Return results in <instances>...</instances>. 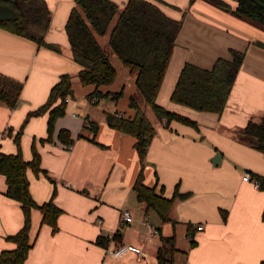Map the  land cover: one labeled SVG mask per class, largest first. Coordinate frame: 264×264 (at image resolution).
I'll use <instances>...</instances> for the list:
<instances>
[{
  "label": "crops",
  "instance_id": "1",
  "mask_svg": "<svg viewBox=\"0 0 264 264\" xmlns=\"http://www.w3.org/2000/svg\"><path fill=\"white\" fill-rule=\"evenodd\" d=\"M45 1L50 25L44 38L60 51L0 26V72L23 85L14 107L0 103V151L17 152L15 133L28 112L47 100L62 73H71L76 86L66 114L56 120L53 139L45 140L48 112L32 116L22 131L24 158H32L35 140L44 169L39 174L28 169L33 198L41 204L56 189L54 200L63 209L57 232L41 222L39 208L32 209L34 246L24 264H162L160 249L172 255L169 264H260L264 260V187H255L243 175L264 176V152L242 135L249 120L264 113V47L258 44L264 43V28L206 0H157L169 15L182 20L157 102L198 126L177 119L158 121L143 166L136 137L112 128L105 117V111L131 116L134 108L118 110L112 94L92 102L87 95L94 86H77L83 85L78 77L82 66L70 56L65 28L75 0ZM114 1L120 6L128 2ZM230 2L235 6V1ZM231 49L244 51L245 56L222 112L198 111L172 101L186 62L210 69L218 57L231 58ZM110 59L118 75L102 89L124 92L128 88L136 95L128 69L114 53ZM140 103L149 110L144 99ZM86 119L97 122L95 133L85 125ZM81 124L86 128L83 133ZM63 127L70 129L72 144L59 140ZM217 153L221 159L214 164L212 157ZM141 171L147 184L163 185L169 197L176 189L187 193L176 196L170 220L162 221L138 198L134 184ZM6 187L5 175L0 173V253L15 246L7 235L24 223L21 204L5 194ZM126 207L134 220L121 225V210ZM148 223L159 229L158 235H153ZM198 224L203 229H197ZM172 235L175 249L171 251L165 238ZM99 236L108 244L98 243ZM129 243L140 246L142 252L130 251Z\"/></svg>",
  "mask_w": 264,
  "mask_h": 264
},
{
  "label": "trees",
  "instance_id": "2",
  "mask_svg": "<svg viewBox=\"0 0 264 264\" xmlns=\"http://www.w3.org/2000/svg\"><path fill=\"white\" fill-rule=\"evenodd\" d=\"M206 1L264 28V0H232L236 2L235 7L230 0ZM0 3L10 5L18 13L14 20L0 21V26L60 51L57 45L44 38L50 25V9L45 0H0ZM181 25L182 20L169 15L157 0H128L124 6L114 0H75L65 25L70 56L82 66L78 72L80 81L96 85V89L87 95L88 99L110 94L118 99L123 94V90L112 92L99 89L101 85L111 84L117 78L118 72L110 59L111 53L121 60L134 78L137 92L152 112V118L148 117L145 107L133 95L129 101L130 107L134 108L133 115L105 111V117L112 128L136 137L135 146L142 163L158 121L177 119L198 126L193 119L166 109L157 102ZM104 36H107V45L103 43ZM258 44L264 47V43ZM230 53L231 58L218 57L210 69L186 62L172 92V101L198 111L222 112L245 56L241 50L231 49ZM22 86L20 80L0 72V103L14 107ZM70 96H74L73 75L64 72L51 87L47 100L28 112L23 125L15 133L17 152L0 151V173L5 175L7 184L5 194L18 200L24 213L22 227L7 235V239L15 246L1 251L0 264H24L28 258L34 246V239L30 235L33 208L40 209L42 223L49 224L53 232L59 230L58 217L63 209L54 200L56 189L52 197L41 204L35 201L30 191L28 169L36 174L44 170L35 140L32 143L33 156L29 160L24 158L20 140L25 123L32 116L46 112L49 118L45 140L53 139L56 120L66 114L67 98ZM90 122L91 130L95 133L98 124L93 120ZM243 135L249 143L264 152V113L259 119L249 120ZM58 138L65 144L74 142L70 129L66 127L59 130ZM253 176L259 178L260 187H264V176ZM134 190L138 198L145 202L146 208L154 209L162 221L171 219L170 212L176 196L187 195L179 193L177 189L173 196L165 195L164 186L147 184L142 171L135 181ZM165 240L170 242L171 251L175 249L174 235ZM97 242L107 245L109 240L99 236ZM192 243H195L193 238ZM158 259L162 264H169L172 255L160 249ZM260 264H264V260Z\"/></svg>",
  "mask_w": 264,
  "mask_h": 264
},
{
  "label": "built area",
  "instance_id": "3",
  "mask_svg": "<svg viewBox=\"0 0 264 264\" xmlns=\"http://www.w3.org/2000/svg\"><path fill=\"white\" fill-rule=\"evenodd\" d=\"M91 101L94 102L95 101V97L92 98ZM85 125L88 126L89 128H91V122L88 119L85 120ZM243 179L244 180H248V181H252L255 187H259L260 186V179L255 177V176H253L249 172H245L244 173ZM133 220H134V214H133V212H132V210L130 208L126 207V208L121 210V216H120V224L121 225L129 223V222H131ZM102 221H103L102 219H99V223H102ZM149 225L151 227V230H152L151 232L153 233V235L154 236L158 235L159 234V229L157 227L153 226L152 224H149ZM197 229H203V225L202 224H198L197 225ZM115 233L110 235V237L113 238ZM126 246H127V248L130 251H133L135 253L140 254L142 252V248L140 246H137V245L133 244V243H129Z\"/></svg>",
  "mask_w": 264,
  "mask_h": 264
},
{
  "label": "rangeland",
  "instance_id": "4",
  "mask_svg": "<svg viewBox=\"0 0 264 264\" xmlns=\"http://www.w3.org/2000/svg\"><path fill=\"white\" fill-rule=\"evenodd\" d=\"M252 23H254V22H252ZM259 25V24H258ZM260 26V25H259ZM261 27V26H260ZM103 39V43H107L106 41H107V36H104V38H102ZM109 48V47H108ZM115 57V56H114ZM120 78L118 79V81L116 82V84H115V87L116 86H118V83H119V81H120V79H121V76H119ZM89 85H91V84H89ZM93 86H94V89H96V85L95 84H92ZM78 87H84L85 85L83 84H79V85H77ZM105 87L107 86V85H104ZM76 86H73V89L75 88ZM86 87V86H85ZM103 88V85H101L100 87H99V89H101V90H103L102 89ZM121 89V88H120ZM120 89H118V90H120ZM137 89V88H136ZM75 91V90H74ZM138 91V90H137ZM131 95H133V96H135V97H137L140 101H141V99H143V97L141 96V94H139V92H137L136 93V95L135 94H132V92H130L129 93V89L128 88H125V91L123 92V94L118 98V99H116L115 100V102H116V104H118V106H117V108H118V110L120 109V110H123L125 107H130V105H129V101H130V97H131ZM71 98H72V96H70ZM96 98V97H95ZM101 104L103 105L104 104V102L103 101H101ZM147 115H148V117L149 118H152V112L150 111V110H147ZM94 115V114H93ZM94 116H96V115H94ZM80 121H82V119H79ZM96 121H98L97 119H96ZM99 122V121H98ZM76 123H78V122H76ZM81 128H82V133L84 132V131H86V128L84 127V126H82V124H81ZM85 128V129H84ZM87 133V132H86Z\"/></svg>",
  "mask_w": 264,
  "mask_h": 264
},
{
  "label": "water",
  "instance_id": "5",
  "mask_svg": "<svg viewBox=\"0 0 264 264\" xmlns=\"http://www.w3.org/2000/svg\"><path fill=\"white\" fill-rule=\"evenodd\" d=\"M264 5V4H263ZM18 17L17 11L10 5L0 3V21L14 20ZM244 136V135H242ZM221 154L217 153L212 157L214 164L220 162Z\"/></svg>",
  "mask_w": 264,
  "mask_h": 264
},
{
  "label": "flooded vegetation",
  "instance_id": "6",
  "mask_svg": "<svg viewBox=\"0 0 264 264\" xmlns=\"http://www.w3.org/2000/svg\"><path fill=\"white\" fill-rule=\"evenodd\" d=\"M232 6H233V4H232ZM233 7H235V6H233Z\"/></svg>",
  "mask_w": 264,
  "mask_h": 264
}]
</instances>
